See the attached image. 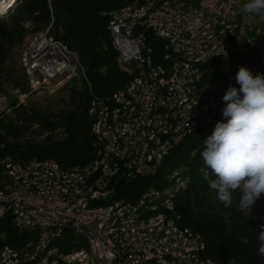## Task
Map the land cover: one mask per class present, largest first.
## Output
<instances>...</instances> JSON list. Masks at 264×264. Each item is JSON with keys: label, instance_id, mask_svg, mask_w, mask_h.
I'll list each match as a JSON object with an SVG mask.
<instances>
[{"label": "built area", "instance_id": "1", "mask_svg": "<svg viewBox=\"0 0 264 264\" xmlns=\"http://www.w3.org/2000/svg\"><path fill=\"white\" fill-rule=\"evenodd\" d=\"M215 1H222V9H215ZM246 2L247 0H241L238 4H231V0H203L200 7L182 8L181 11H177V17H172V19L157 18L156 13L152 14L153 24L149 28L133 25V16L141 11L124 12L109 19L108 23H111L117 45L122 51L121 65L124 70L135 73L133 81H136L140 94L144 92V89H151L150 97L157 98L155 108H161L164 111V118H156L153 117L154 108H149L145 113H136L134 107L133 113H126V117H131V125L122 124L123 131L132 130L133 142L141 141L142 147L147 148V137L150 131H158L161 124H168V127L173 128L174 117L186 115L184 128L174 130L171 146H164V142H161V138L158 137L160 154L155 174L161 166L162 156L169 153V147H174L183 140V134L192 128L200 127L204 122L222 116V109L225 106L222 98L227 88L229 86L239 88V85L236 79L220 80V73L223 70H234L236 77L238 63L232 58L239 50L261 42L262 55L255 64L247 68L253 75L264 74V18L255 14H243L241 8ZM16 4L14 3V7ZM230 13H239V20L236 24L229 30L219 32L216 35V44H206V36L211 35V32H202V25L210 21V17H225ZM178 19L192 21V28L200 26L197 41L187 39V32L192 28H185L184 33H179V39H170L168 32H164V23L178 22ZM147 31H156L158 39H165L169 55L178 61L177 74L167 73L172 81L171 100L161 98V93L156 88V78L150 77V69H138L136 46L144 47V62H152L154 52L151 47H147L146 39H133V32ZM19 64L24 72L28 89L21 91L17 88L14 91V98L21 103H25L31 94L51 92L53 86L70 83L77 79V73L72 70L70 57L64 56L61 48L56 46V40L51 35L49 25L31 35L20 52ZM204 78H215V85H204ZM172 94H181V105H174ZM120 96L121 101L126 102L127 99H132L128 89L120 91ZM100 103L101 96H99L98 111ZM8 105V96L0 94V118L8 111ZM105 126L100 125L99 119L98 132H105ZM136 128H143L144 140H137ZM95 143L98 144L99 139H95ZM145 165L142 154L135 166L143 167V177L149 175L145 174ZM97 167L95 163L88 164L87 172L96 171ZM43 173L50 175V182L43 183V186L52 185V175L61 177V174H53L51 171ZM182 175H184L183 168L181 175H175V177H181V183ZM80 177H86V175H76L75 181ZM138 179L140 178H136ZM75 181H73V188H57L62 191V199H41L38 207H31V213H21V210H15L8 224L13 229L14 222H21V230H14L15 243L13 245L6 242L8 231L0 235V264L25 263L26 253L32 251L36 241H49V238L58 239V232L62 231L89 233L91 242L98 249L100 261H116L112 242H119L120 247L125 248L127 241H134L139 242V247H143V254L139 255H146V250H154L164 254V261H180L185 264H219L204 255L206 244L199 232L179 225L175 205L167 202L169 213H162L157 217H150L146 220L126 219V211L145 198L129 200L120 197L118 195L120 191L111 193V189H105L97 192L94 200H86L85 196H75ZM10 198L13 196L1 194L0 205ZM18 199L29 204L30 197ZM49 203H57V211H50ZM108 220H120V227L106 229ZM34 231H41V239H34ZM117 263L120 264V262ZM56 264L98 263L90 261L89 253H85V246H83V252H76L72 248L69 254L62 260H58ZM127 264H139L138 256L133 257Z\"/></svg>", "mask_w": 264, "mask_h": 264}, {"label": "trees", "instance_id": "2", "mask_svg": "<svg viewBox=\"0 0 264 264\" xmlns=\"http://www.w3.org/2000/svg\"><path fill=\"white\" fill-rule=\"evenodd\" d=\"M145 1L18 0L8 14L0 16V73L5 69L14 70V54L22 49L31 32L52 23L51 35L79 55L93 93L113 97L131 81V77L116 65L117 53L112 48L107 28L109 14L126 5H140ZM148 45L154 49L155 63L161 64L162 41L149 36ZM261 45L259 42L239 50L232 58L238 63L236 69L255 64L263 53ZM232 75L235 77V73ZM25 84L21 68L16 73L8 70L5 75H0V94L4 86L25 91ZM63 89L66 96L46 106L9 98L8 111L0 118V161L7 157L20 163L49 159L63 168H71L84 166L93 159L95 136L92 132L94 118L88 113L90 93L83 80L67 83ZM221 120L223 117L187 135L164 158L154 176L140 178L128 185L118 184V195L134 200L151 186L163 188L168 184L171 172L183 168L187 184L175 195V214L179 216V225L202 235L206 244L204 255L219 264H228L230 258L235 264H264V256L258 252V235L264 225V194L250 213L239 210L238 192L233 194L231 206L225 207L200 172L204 141ZM2 224L0 231H8L6 242L13 245L14 230L8 219Z\"/></svg>", "mask_w": 264, "mask_h": 264}, {"label": "bare ground", "instance_id": "3", "mask_svg": "<svg viewBox=\"0 0 264 264\" xmlns=\"http://www.w3.org/2000/svg\"><path fill=\"white\" fill-rule=\"evenodd\" d=\"M17 1L0 0V16L12 10L14 3H17ZM240 1L231 0V4H238ZM202 3L203 0H147L141 5H126L115 9L109 15L111 18L124 12L141 11L133 16V25L149 28L153 24L152 14L156 13L157 18L172 19V17H177V11H181L182 8L200 7ZM215 9H222V1H215ZM237 20H239V13H230L225 17H210V21H206V24L202 25V32H211V35L206 36V44H216V35L223 30L232 28ZM49 28H52V23L49 24ZM107 28L110 33L112 48L117 53L116 65L131 77V81L113 97H101L99 111V96L93 93L91 83L85 76L79 55L62 40L55 39L56 46L61 48L62 54L70 57L72 70L77 73V78L85 82L91 96L88 113L94 118L92 132L95 139H99V143H95L94 157L88 164L95 163V165H98L96 171L87 172L88 164L63 168L57 162L49 159L30 160L23 163L14 162L8 157L2 159L0 161V200L1 194L13 196V198L2 202L0 205V226L5 219H8L9 222V218L14 215L15 210H21V213H31V207H38V202L41 199H62V191L57 188H73L76 175H86V177H80L75 181V196H85L86 200H94L96 193L105 189H111V193H118L117 185L120 183L128 185L136 181V178L154 176L157 169L158 155L160 154L158 137L161 138V142H164V146H171L174 130L184 128L186 115L175 116L173 128L168 127V124H161L158 131H150L147 137V148L142 147L141 141L133 142L132 130L123 131V125H131V117H126V113H133L134 107L136 113H145L149 108H154L153 117L156 118H164V111L161 108H155L157 98L150 97L151 89H144V92L140 94L136 81H133L135 80V73L124 70L121 65L122 51L120 46L117 45L111 23H108ZM185 28H192V21L178 19V22L164 23V32H168L170 39H179V33H184ZM199 35L200 26H193L187 32V39L197 41ZM149 36L162 41L163 57H161L164 63L156 64L153 55L152 62H144L145 49L143 46H136L138 69H150V77L156 78V88L157 91H160L161 98L171 100L172 81L168 74H177L178 61L175 57L169 55L165 39H158L156 31L133 32V39H146L147 47H151L148 45ZM152 51H154L153 48ZM233 72L234 70H223L220 73V80H235L232 75ZM204 85H215V78H204ZM127 89L130 90L132 99H127L126 102L121 101L120 91H127ZM172 102L174 105H181V94H172ZM99 119L100 125H106L105 132H98ZM212 121L204 122L203 125L210 124ZM197 128L188 130L186 134H183V139L194 133ZM136 137L137 140H144L143 128H136ZM174 147H169V153ZM169 153L162 156L161 164ZM142 154L146 162L145 174H149L144 177L143 167L135 166L138 160L141 159ZM47 171H51L53 174H61V177L52 175V185L43 186V183L50 182V175L43 173ZM133 173H135V176H133ZM181 174L182 170L177 168L171 172L168 184L165 187H150L140 192L135 199H145L126 211V219L146 220L150 217H157L162 213H169L167 202L174 205L175 195L182 191L187 184V180L183 175L182 183L181 177H175V175ZM35 176H39V178H35ZM22 197H30L29 204H25V202L18 199ZM49 210L57 211V203H49ZM116 227H120V220H108L106 222V229ZM13 230H21V222H14ZM5 231L6 229L1 230L0 235ZM34 239H41V231H34ZM83 246H85V253H89L92 263L118 264L117 262H120V264H127L133 257L138 256L139 264H185L180 263V261H164V254L161 251L146 250V255H139L143 254V247H139V242L134 241H127L125 248L120 247L119 242H112V249L115 250V260L117 262L100 261L98 249L91 242L89 233L80 234V232L69 231L58 232V239L49 238V241H36L32 251L26 253L25 263L17 264H56L58 260L65 258L72 248L76 252H83Z\"/></svg>", "mask_w": 264, "mask_h": 264}, {"label": "clouds", "instance_id": "4", "mask_svg": "<svg viewBox=\"0 0 264 264\" xmlns=\"http://www.w3.org/2000/svg\"><path fill=\"white\" fill-rule=\"evenodd\" d=\"M241 11L264 18V0H247ZM235 79L239 88H227L222 98L223 120L204 141L200 172L220 203L231 206L238 192L239 210L250 213L264 194V74L253 75L241 66ZM258 240V252L264 256V225ZM228 264L235 262L230 258Z\"/></svg>", "mask_w": 264, "mask_h": 264}, {"label": "rangeland", "instance_id": "5", "mask_svg": "<svg viewBox=\"0 0 264 264\" xmlns=\"http://www.w3.org/2000/svg\"><path fill=\"white\" fill-rule=\"evenodd\" d=\"M141 5V4H140ZM11 11V10H10ZM9 11V12H10ZM6 14H8V13H6ZM6 14H4V15H2V16H5ZM109 14V13H108ZM34 33V31L33 32H31V34L26 38V41H25V44H24V46L26 45V43H27V41L29 40V38L31 37V35ZM23 46V47H24ZM23 47H22V49H23ZM22 49H19V50H17L16 52H15V54H14V66H13V69L14 70H11V69H5L4 71V73H0V75H5L6 74V71H8V70H10L12 73L14 72V73H16V71H20V64H19V55H20V52H21V50ZM76 81L78 82V81H80V79L79 78H77L76 79ZM26 83V82H25ZM67 83H65V84H59V85H57V86H53V89H52V91L51 92H48V91H46V92H42V93H40L39 95H36V94H31V95H29L28 97H27V99H26V102H28V103H34V104H37V105H41V106H46V105H48V104H51V103H53V102H57L60 98H62V97H65L66 96V92H65V90L63 89V87L66 85ZM24 88H25V91H27L28 89H27V86H26V84L24 85ZM17 89V88H16ZM16 89H13L12 88V86H4L3 88H2V90H1V94H4V95H6V96H8V98H10V97H14V91L16 90ZM19 89V88H18Z\"/></svg>", "mask_w": 264, "mask_h": 264}]
</instances>
